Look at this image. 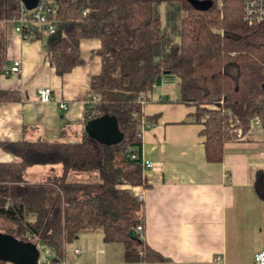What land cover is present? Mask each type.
<instances>
[{
    "label": "trees",
    "instance_id": "trees-1",
    "mask_svg": "<svg viewBox=\"0 0 264 264\" xmlns=\"http://www.w3.org/2000/svg\"><path fill=\"white\" fill-rule=\"evenodd\" d=\"M211 1L201 11L186 0H48L57 20L46 37L49 64L59 76L70 72L83 63L80 41L98 39L100 71L88 87L89 100H96L85 105L82 120L113 116L123 138L107 145L83 130L73 141H0L14 159L0 162V221L8 224L0 232L45 245L53 253L49 264H62L78 236L96 230L104 241L123 245L127 262H165L137 232L134 239L128 236L144 224L143 202L133 188L149 186L141 129L155 118L143 114V103L156 86L173 82L174 101L195 108L186 121L202 125L210 163L222 161L227 142L251 131L254 117L264 121V23L245 19L243 0ZM162 3L176 9L177 40L163 34ZM19 13V0H0V75L7 72L8 35ZM20 97L18 89H0V104ZM56 165L61 174L44 182L24 178L30 167ZM72 171L96 172L98 179L69 181ZM254 187L264 200L263 169Z\"/></svg>",
    "mask_w": 264,
    "mask_h": 264
},
{
    "label": "crops",
    "instance_id": "crops-1",
    "mask_svg": "<svg viewBox=\"0 0 264 264\" xmlns=\"http://www.w3.org/2000/svg\"><path fill=\"white\" fill-rule=\"evenodd\" d=\"M46 36L23 40L8 35L7 72L0 75V89H18L20 100L0 104V141L55 140L67 138L74 124L84 130L83 114L89 100V78L100 71L98 39H82L83 63L59 76L46 58ZM14 59L21 69L11 74ZM49 87L53 100L42 102L40 89ZM177 91L167 83L156 86L142 105L154 117L141 129L142 159L149 186H136L143 196L142 238L170 264H254V254L264 249V200L255 191L258 169L264 170V121L252 127L246 139L227 142L222 161L205 159L202 125L186 121L194 106L174 101ZM66 108H60L59 103ZM77 127V126H76ZM66 139V140H76ZM13 157L0 148V162ZM39 168L44 182L48 166ZM46 169V170H44ZM28 169L25 171L26 179ZM28 181V180H27ZM30 182V181H28ZM79 248L81 252L74 254ZM119 242H107L101 231L81 233L67 252L74 264H160L127 262Z\"/></svg>",
    "mask_w": 264,
    "mask_h": 264
},
{
    "label": "built area",
    "instance_id": "built-area-1",
    "mask_svg": "<svg viewBox=\"0 0 264 264\" xmlns=\"http://www.w3.org/2000/svg\"><path fill=\"white\" fill-rule=\"evenodd\" d=\"M244 2V12L245 19L250 23H264V0H243ZM85 14V11H83ZM56 16V8L52 6L48 0H39L36 7L33 9H26L24 4L20 1V13L17 18L13 20L12 30L13 32L19 34L23 40L31 38L37 32H40L43 36H49L57 28V20ZM39 26V29H36L35 26ZM22 65V61L20 59H14L9 72L11 74H16L20 71ZM40 97L42 102H50L53 100L52 91L49 87L41 88ZM96 98L92 96L91 100L86 101L85 105L88 103L95 102ZM59 107L65 109L67 106L65 103H59ZM260 120L258 117H254L251 122V126L259 125ZM133 158L135 155L132 156ZM142 165L144 169H149L153 167V163L149 160L142 159ZM137 200H143L142 194L134 193ZM143 227L138 225L136 228V232L142 237ZM74 254H79L81 250L79 248H75L73 250ZM49 257L53 255L51 251L48 253ZM50 260V258H49ZM49 260L43 262L45 264H49ZM254 264H264V249L259 250L254 254ZM214 261L221 264H226L221 261L220 256H215ZM42 263L40 257L38 260V264ZM12 264V263H11ZM62 264H69L67 259L62 260ZM160 264H170L169 262H162Z\"/></svg>",
    "mask_w": 264,
    "mask_h": 264
},
{
    "label": "water",
    "instance_id": "water-1",
    "mask_svg": "<svg viewBox=\"0 0 264 264\" xmlns=\"http://www.w3.org/2000/svg\"><path fill=\"white\" fill-rule=\"evenodd\" d=\"M19 1L30 10L36 7L39 0ZM186 1L193 8L201 11L206 10L212 4L211 0ZM84 131L88 136L107 145L117 144L123 138L115 117L110 115H102L86 121ZM128 236L136 238V231L130 230ZM0 260L12 264H38L39 252L36 244L20 241L12 235L0 232Z\"/></svg>",
    "mask_w": 264,
    "mask_h": 264
},
{
    "label": "rangeland",
    "instance_id": "rangeland-1",
    "mask_svg": "<svg viewBox=\"0 0 264 264\" xmlns=\"http://www.w3.org/2000/svg\"><path fill=\"white\" fill-rule=\"evenodd\" d=\"M159 13H160V18H161V24H162V30H163V34L165 36L171 35L172 40H177V36L175 34V32L173 31L174 28V15L176 13V9L174 8V6L172 4H168V3H162L160 4V6L158 7ZM178 24V22H177ZM177 29V28H176ZM167 86L170 90H172V88H174V83H167ZM77 126V127H76ZM69 136L67 138H64L63 136H58V138H56L55 140L58 141H64L66 139H75L78 138L80 135V130H79V126L74 124L73 129H70V131L68 132ZM250 133V132H249ZM249 133H246L245 135H238V139H246L249 136ZM39 168H47V167H43V166H35V167H30L28 168L27 171V175H26V179L28 181H30L31 183H34L33 181H43L41 180L42 178H39L38 176H36V174L40 175V171ZM46 170V169H44ZM49 172V176L50 175H60L62 172V166L61 165H56L54 167V170L48 171ZM98 179V175L96 172H78V171H72L68 174V180L69 181H81V182H91V181H96ZM8 224L5 223L4 221H0V228H5L7 227ZM36 247L38 249L39 252V257L41 259L42 262H45L47 260H49V248L46 247L45 245L41 244V243H37Z\"/></svg>",
    "mask_w": 264,
    "mask_h": 264
}]
</instances>
